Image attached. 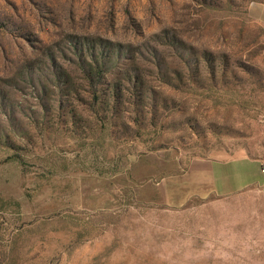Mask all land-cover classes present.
Returning a JSON list of instances; mask_svg holds the SVG:
<instances>
[{
  "label": "rangeland",
  "instance_id": "374dc122",
  "mask_svg": "<svg viewBox=\"0 0 264 264\" xmlns=\"http://www.w3.org/2000/svg\"><path fill=\"white\" fill-rule=\"evenodd\" d=\"M254 3L0 0V264H264Z\"/></svg>",
  "mask_w": 264,
  "mask_h": 264
},
{
  "label": "crops",
  "instance_id": "0c3cea01",
  "mask_svg": "<svg viewBox=\"0 0 264 264\" xmlns=\"http://www.w3.org/2000/svg\"><path fill=\"white\" fill-rule=\"evenodd\" d=\"M253 18L264 27V5L254 3L250 7ZM218 163L206 160L192 161L186 175L179 179H166L160 183L164 198L170 206H183L193 198H204L213 191L221 190L217 185ZM213 180L214 188L211 187Z\"/></svg>",
  "mask_w": 264,
  "mask_h": 264
}]
</instances>
